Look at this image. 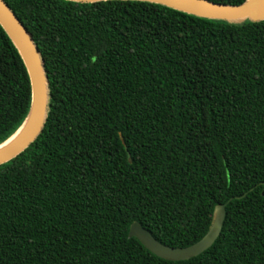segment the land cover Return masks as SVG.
I'll return each mask as SVG.
<instances>
[{"label": "trees", "instance_id": "obj_1", "mask_svg": "<svg viewBox=\"0 0 264 264\" xmlns=\"http://www.w3.org/2000/svg\"><path fill=\"white\" fill-rule=\"evenodd\" d=\"M3 1L41 54L49 108L35 142L0 166V264H264V21L140 1ZM31 103L0 25V145ZM225 204L220 237L189 261L129 238L139 222L166 246H191Z\"/></svg>", "mask_w": 264, "mask_h": 264}, {"label": "water", "instance_id": "obj_2", "mask_svg": "<svg viewBox=\"0 0 264 264\" xmlns=\"http://www.w3.org/2000/svg\"><path fill=\"white\" fill-rule=\"evenodd\" d=\"M75 3H98L116 0H66ZM140 1L166 6L194 16L228 22L264 21V0H247L239 6L217 4L208 0H121ZM0 25L18 49L26 65L32 88V103L29 115L13 136L15 140L0 150V166L22 154L42 133L48 115L49 90L43 59L31 35L16 15L0 0ZM11 137L9 140H11ZM8 140V141H9ZM7 141V142H8ZM5 142V143H7ZM4 143V144H5ZM2 144V145H4ZM0 145V146H2ZM242 199V198H238ZM232 201V200H231ZM226 207H216L208 233L197 243L185 248L164 245L139 223L134 222L129 231L130 239H137L149 252L169 262H184L208 251L220 237L226 220Z\"/></svg>", "mask_w": 264, "mask_h": 264}, {"label": "bare ground", "instance_id": "obj_3", "mask_svg": "<svg viewBox=\"0 0 264 264\" xmlns=\"http://www.w3.org/2000/svg\"><path fill=\"white\" fill-rule=\"evenodd\" d=\"M16 136L13 137L11 140H9L7 143H5L4 145L0 146V150L5 148L6 146H8L11 142H13L15 140Z\"/></svg>", "mask_w": 264, "mask_h": 264}]
</instances>
